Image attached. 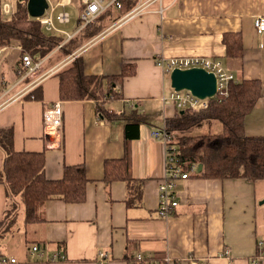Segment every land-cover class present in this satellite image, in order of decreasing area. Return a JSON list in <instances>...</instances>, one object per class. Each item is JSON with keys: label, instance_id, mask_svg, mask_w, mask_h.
<instances>
[{"label": "crops", "instance_id": "1", "mask_svg": "<svg viewBox=\"0 0 264 264\" xmlns=\"http://www.w3.org/2000/svg\"><path fill=\"white\" fill-rule=\"evenodd\" d=\"M4 4L0 0V19ZM129 10H109L102 31L44 65L60 70L81 57L87 75L103 77L134 65L135 74L118 90L122 97L100 101L116 116L111 120L102 118L94 100H61L55 75L36 84L32 95L38 99H19L31 81L21 77L22 50L18 44L0 49V96L14 97L0 108V129L13 128L17 152H45L47 179L60 180L65 166L75 165H84L88 178L83 203L49 200L39 208L41 222L25 225L19 207L14 232L0 241V252L20 264H100V253L107 254V264H137L139 255V264H164L167 258L173 264H252L264 242V179H177L178 207L168 218L158 213L166 146L153 133L180 110L163 104L174 88L171 73L156 62L160 56H204L220 61L237 82H260L262 95L244 125L247 135L264 136V32L255 27L256 18L264 17V0H155L136 18L120 22ZM226 34L240 36V56H228ZM55 101L63 102L62 135L46 138L43 115ZM127 123L134 128L128 130ZM201 126L202 135L222 132L218 122ZM127 153L132 180L106 181L105 163ZM4 158L0 147V169ZM7 203L0 183V223ZM33 246L39 251L33 253Z\"/></svg>", "mask_w": 264, "mask_h": 264}, {"label": "trees", "instance_id": "2", "mask_svg": "<svg viewBox=\"0 0 264 264\" xmlns=\"http://www.w3.org/2000/svg\"><path fill=\"white\" fill-rule=\"evenodd\" d=\"M27 4L28 0H17L14 15L8 19H0V49L16 43L22 48V54L29 53L34 57L46 58L48 62L56 53L62 57L72 54L82 43L104 28L102 16L73 38L67 39L61 34L53 35L30 18ZM133 5H125L121 11L126 7L131 9ZM223 41L228 56L241 55L243 47L238 34H226ZM134 74L135 66L127 64L118 76H90L85 73L83 59L77 57L61 68L55 76L60 80L61 100H94L98 102V113L102 118L111 120L116 116L109 113L101 102L121 98L118 90L123 88L125 79ZM229 89V97L222 102L212 99L206 110H180L175 117L167 120L166 129L175 137L178 164L186 170L196 166L193 177L248 181L264 179V136L247 135L244 125L246 116L262 95V86L258 81L244 80L231 82ZM38 98L34 96V99ZM206 121L220 123L222 132L189 134ZM134 125L127 123L126 127L129 130ZM0 147L5 153L0 169V183L5 185L8 199L7 209L0 223V241L7 233L14 232L21 206L25 210L24 224L30 225L44 220L39 215V208L49 200L59 198L73 204L86 200L88 178L84 165L65 166L62 179H47L45 152H17L14 149L12 127L0 129ZM200 165L202 169L198 171ZM105 179L108 182L132 180L129 153L122 160L105 163ZM134 263L139 264L136 260Z\"/></svg>", "mask_w": 264, "mask_h": 264}, {"label": "built area", "instance_id": "3", "mask_svg": "<svg viewBox=\"0 0 264 264\" xmlns=\"http://www.w3.org/2000/svg\"><path fill=\"white\" fill-rule=\"evenodd\" d=\"M155 0H76L78 5V22L77 29L74 33H69L59 27V25H68L71 22V17L67 8L72 6L74 0H58L56 4L51 3L49 0L48 8L41 17H32L36 22L40 23L43 29L50 34H61L67 39L73 38L78 32L85 27L96 22L101 16L109 12V10H123L125 5L134 4L133 7L124 15L120 20H131L136 18L148 5L152 4ZM60 9V10H59ZM5 15L13 16L15 13V6L12 3H6L3 6ZM158 12L162 15L163 9L160 8ZM255 27L259 33L264 32V17L259 16L255 20ZM62 46V45H61ZM60 46V47H61ZM22 50V48L20 47ZM1 53V50H0ZM22 68L24 74L22 78H30V83L17 95L19 99L25 96L32 95L36 84L41 83L44 79L54 76L59 69L52 68L45 70L46 58L34 57L29 53H23L21 57ZM157 66L162 68L165 72L172 73L176 69L189 70V69H204L209 73L215 75L217 79V92L211 98L200 99L188 90L176 91L174 90L169 96H163L162 101L165 105H174L178 110H192L203 111L209 107L210 100L214 99L222 102L230 95V83L237 82L236 77L227 72L222 66L221 62L209 57L192 56V57H174L165 58L160 56L157 58ZM9 92L0 96V108L8 104L14 97L3 100ZM16 97V95H15ZM64 109L62 101H55L52 105L44 111L43 115V133L46 138L52 136H60L63 128ZM154 137L162 141L165 146V168L166 172L164 177L159 183V206L158 213L163 218L171 216L179 205L178 194L176 191V180H186L197 170L196 166H192L186 170L184 166L178 164L177 161V147L174 144L175 137L167 131L166 125L154 131ZM38 246L32 247V252H38ZM105 253H100V264H107ZM137 262L143 261V257L139 255L136 259ZM141 263V262H139ZM174 260L167 258L164 264H173ZM0 264H20L18 259L6 254H0ZM159 264V263H152ZM252 264H264V242H260L258 246V256L253 260Z\"/></svg>", "mask_w": 264, "mask_h": 264}, {"label": "water", "instance_id": "4", "mask_svg": "<svg viewBox=\"0 0 264 264\" xmlns=\"http://www.w3.org/2000/svg\"><path fill=\"white\" fill-rule=\"evenodd\" d=\"M28 13L32 17H41L48 8L47 0H28ZM172 87L176 91L188 90L200 99L213 97L217 92V79L204 69H176L171 73ZM202 165L198 171H201Z\"/></svg>", "mask_w": 264, "mask_h": 264}, {"label": "rangeland", "instance_id": "5", "mask_svg": "<svg viewBox=\"0 0 264 264\" xmlns=\"http://www.w3.org/2000/svg\"><path fill=\"white\" fill-rule=\"evenodd\" d=\"M16 1L17 0H2L3 3H13L14 5H16ZM51 3L56 4L58 0H49ZM75 3L70 6L69 8H67V11L70 14L71 17V22L68 25H59V27L69 33H74L76 31L77 27V20H78V10H77V3L76 0H74ZM60 10V9H59ZM11 16L9 15H5L4 19H8ZM16 44V43H14ZM190 135H202V126L201 127H196L193 130H191L189 132Z\"/></svg>", "mask_w": 264, "mask_h": 264}]
</instances>
